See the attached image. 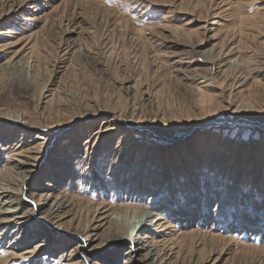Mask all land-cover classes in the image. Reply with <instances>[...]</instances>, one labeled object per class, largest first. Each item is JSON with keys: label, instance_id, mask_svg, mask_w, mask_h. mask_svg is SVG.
Instances as JSON below:
<instances>
[{"label": "rangeland", "instance_id": "1", "mask_svg": "<svg viewBox=\"0 0 264 264\" xmlns=\"http://www.w3.org/2000/svg\"><path fill=\"white\" fill-rule=\"evenodd\" d=\"M181 49L195 60L189 68L208 72L202 60L223 49L239 67L222 66V77L206 89L176 75ZM263 63L264 0H0V118L22 109L41 126L24 125L19 142L18 132L9 143L0 136V171L15 142L17 152L37 157L24 165L32 171L23 186L25 210L38 223L36 237L48 236L24 247L41 243L45 250L22 258L16 256L22 249L7 243L13 236H1L0 264H64L69 253L74 264H105L107 255L124 264L128 244L103 238L110 225L106 214H122L126 201L98 183L125 190L139 164L140 184L150 176L155 189L158 173L166 187L179 189L173 201L166 187L157 199H164L161 213L169 222L161 234L147 231L166 255L153 261L264 264V77L257 72ZM239 74L244 83L235 89ZM197 86L212 101L202 102ZM44 95L49 100L40 109ZM86 103L107 111L82 116ZM126 106L132 113L122 110ZM110 124L129 135L96 139ZM214 137L218 150L210 145ZM62 153L71 165L51 184L46 174L57 169L54 158ZM76 167L82 171L74 174ZM29 193L48 197L47 204L40 206ZM55 197L70 200L79 214L46 215ZM98 215L104 218L95 221ZM127 215L130 221L132 213ZM85 224L99 226L97 240L86 248L99 247L83 260L71 232ZM144 253L134 252L135 264H145Z\"/></svg>", "mask_w": 264, "mask_h": 264}, {"label": "bare ground", "instance_id": "2", "mask_svg": "<svg viewBox=\"0 0 264 264\" xmlns=\"http://www.w3.org/2000/svg\"><path fill=\"white\" fill-rule=\"evenodd\" d=\"M180 45H183L185 47L188 46V44H186V42L180 43ZM181 50L182 51L179 52V54H182V55L185 54V56H184V58L178 57L179 59L176 60V64H175L177 66L175 68L176 75L178 76V78H180L184 81H191V82H197V84H203L204 85L203 87H205V88L208 87L209 89H213V87H214L213 84H214L215 80H217L219 76L222 77V75H223V71L221 70L222 66L229 65V67H231V68H235V66L239 67V63L236 62L235 58H233V59L229 58L230 54H231L230 51H225L223 49V50H220L211 60H208V59L202 60L203 62L209 64L208 72L206 70H203V72H202L201 69L194 67V66L189 68V66L193 65L195 60L189 58V56L187 55L188 52H186L183 49H181ZM175 53L177 54V51ZM76 55H78V54H76ZM82 55L83 56H81V55L80 56L81 57L87 56L85 54V52ZM27 58L29 59L30 57L28 56ZM32 61H34V59H32ZM20 62H21V60H20ZM257 72H259V74L262 76V78L264 77V68L258 70ZM244 77L241 76L240 74L235 76V79H233L234 81L232 83V84H234L235 89L244 83V79H245ZM197 89H198V93L200 92V96L202 97V102L203 101L204 102L205 101L210 102V100L212 101L213 95L211 93H207L208 91L205 89L200 90V86L199 87L197 86ZM48 100H49L48 96L44 95L42 101L40 102V104L42 103V106H40L39 108L44 109V104L48 103ZM50 102L52 104V101H50ZM86 104H88V103H86ZM45 106H47V105H45ZM95 106H93V105L89 106V104H88L86 107H84L83 110H80V111H83L81 115L84 116V115H88L91 113L94 114V113H97L99 111H107V109L105 107L101 108V107H95ZM48 107H50V106H48ZM122 110L126 113H128V112L132 113L130 106H126ZM235 113H237V112H235ZM240 113L243 116L247 115L246 112H240ZM42 116H43V114H42ZM43 119H44V117H43ZM24 125H26V126L29 125V126L38 127V128L41 127V126H39V123L28 120L26 112L22 109H17L14 111L13 110L7 111L4 115V117L0 118V136H1V138H3L4 141H6V142L8 141V143H9L10 142L9 138L11 136H13L15 134V132H18V135L22 136V137H20V139H18L17 141L18 142L21 141L23 139L24 131L26 130V127ZM103 134H105V135H111L112 134L113 138L117 139V140L119 139V141L120 140L122 141V139L124 140L125 136L129 135L128 132L122 134V132L119 131L117 125H115V124H110V125L106 126L103 130H100L96 139H98V137L100 135H103ZM210 141H211L210 145H211L212 149L213 148L214 149L219 148V145L221 142H220V139L218 137H214ZM17 143L15 142L13 146H10L7 148V149H10L9 152H7V153L10 155L12 154L13 156H10L9 159L6 160V164H4L3 169L0 171V199L2 200L0 202V227L4 226L0 232V237L2 236L3 238L4 237L7 238L9 235L13 236L8 240L7 243L10 246H12L13 249H17V250L22 249V251L17 253L18 255L14 254L18 258H22V256L26 253H32V254L34 253L33 255L36 256L38 254V252L41 251L40 249H43V247L45 250L46 246L44 244H41V243H39V244L36 243L29 248H24V247H25V245H28L32 239L35 240V238H38V237L40 238V240L42 242L47 241L48 236L45 237V235H43V233L40 232V234H42V235L39 234L36 237V234L33 233L34 232L33 230L35 229V225L38 223H35L34 215L31 213H28L27 210H25L26 200L24 197L27 194L24 193L25 189L23 188V186L25 185V182L29 179L32 171L30 169H28L27 167H24V165L27 163H30L31 161H33L37 157L33 156L32 154H31L32 156L31 155L23 156L24 150L17 152L16 150L19 148L17 146ZM5 145H7V144H5ZM20 145L21 144H19V146ZM127 146L128 147H126L125 150L130 147L129 144ZM14 147H16V148H14ZM120 153H122V152H120ZM63 154L64 153H62L60 155L59 154L55 155L56 158H54L55 161H54V165H53L54 168L53 169H55V167L57 169L51 171L50 173L48 172L46 174V176L49 179V183H51V181H59V180L63 179V177L67 173L66 172L67 170L65 171V169L68 168V165H71L70 162H68L71 158L68 159L66 156H64L65 154L64 155ZM130 154L128 156H130ZM15 156H17V157H15ZM129 162H130V159L125 160V163H129ZM115 165H113V166H115ZM117 166H119V164ZM140 167L141 166L139 164V165H137V168L135 170H133V172L131 171L132 172V174H131V178H132L131 181L132 182L128 183L129 185L126 186L127 189H125V190H120L119 188L116 190V187L109 185V183H105V182L104 183H98L99 185H101L106 190V192H108L114 196L117 195L116 200L119 199L121 201L122 200L126 201L123 204L122 214L120 212L119 213H108V214H106L105 217L108 218L110 225H108V227H106V229H105L106 230L105 231L106 236L103 238V240H107V241L121 240L125 245L128 244L127 250L122 252V255L124 256V260L122 261V263H124V264H135L134 252L135 251H141V250H145V253L143 255V258L145 259V262H144L145 264H167V263H165V261L161 262V260L155 259V257H154V259L156 261L157 260L158 261L157 262L153 261V256H155V255H157V257H161V256L165 257L166 255H164L165 252H164V254H162V253L160 254L161 248L157 247L156 240L154 239V237L152 235H148L147 231L152 230L154 232L161 234L165 231V229H168V228H165V225L168 224L169 218H167L165 215H163L161 213V209L163 207H165V204L162 203L164 199H161L162 201L157 200V199L159 198V196L161 194L164 193L166 188H169V193H170L169 194L170 195L169 200L173 201L175 198H177V196L179 194L178 193L179 189L177 191L174 190L175 188H177L175 185H173V186L170 185V186L166 187L164 185L165 184L164 180H167V179L164 178V180H162V179L159 180V178H162V176H160L158 173H157V177L155 178V186H156L155 189L152 188L153 185L151 183L152 179L150 178V176H148L147 178L145 176H144L145 178L142 177V179L144 181L143 180H142V182L140 181L142 183V184H140L139 183V180L141 177L140 174L143 171L142 167L141 168ZM73 170H72V173H74V174L75 173L77 174L79 171H82L80 167H76V170H74V171ZM123 172L125 173V171H123ZM123 177H125V176L122 174L121 178H123ZM49 183H48V187H51L52 185H50ZM120 185H121V183H120ZM218 187L220 188L218 190V192L220 190L225 191V188L222 187V185H217V188ZM151 190H152V192H151ZM111 192H113V193H111ZM115 193H117V194H115ZM133 193H135V194H133ZM200 193H201V191H200ZM220 193H222V192H220ZM28 196L31 199L37 198L36 202L39 203L40 206L47 204L48 197H46L44 195H37L36 196V195L29 193ZM125 197L126 198L127 197L132 198L133 200H130L131 202H127L128 200ZM166 197H167V195H166ZM143 201L145 203H143ZM134 202H139L141 204L136 203L133 205ZM100 208H105V205H102ZM96 210H98V208L94 209V211H96ZM109 210L110 209L107 208L104 211H109ZM128 211H130L132 213V217H130L131 218L130 221H126L124 219L125 216L127 215ZM79 212H80V209L75 210L74 205L70 200H67V199L60 200L59 198L55 197L53 199V201L46 208L45 213L48 216H50L53 213H60L64 217V215H66V216L75 215V214L78 215ZM92 212H91V214H92ZM103 218L104 217H102L101 215H98V216H96V218L94 220L95 221H101V219H103ZM89 221H90V219L87 222H89ZM10 227H13V229L11 231H9V229H8ZM98 227L99 226H94L92 228V230H90L91 229L90 224H85L82 226L79 225V227L76 228L75 231L71 232L75 236L74 239L71 240V242L77 244L76 249H78L79 255L84 256L83 260H86L87 257H90L89 254H87V253H90V251L98 249V247H99V245L95 244V245L90 246L89 248H86L89 243H92V242L97 240L98 236H97L96 232H93V231L95 229H97ZM3 238H0V239H3ZM61 241H63V240H61ZM48 243L49 242H47L46 244L48 245ZM103 243L104 242H102V244ZM163 244L164 243H162V246H163ZM8 247L9 246H7V248ZM53 248H54V245L49 250H52ZM49 250L47 253H49ZM71 251H73V250H71ZM47 253L44 254L45 255L44 259L49 257V256H47ZM52 253H50L49 255H51ZM8 256L9 255H7L6 257H8ZM72 256H74V255L72 253H69L68 258H66L64 260V264H74V262H72V260H73V258H71ZM110 256L107 255L104 258V261L106 262L105 264H116V261H114V259H112V257H110ZM13 257H15V256H13ZM27 257H30V256H27ZM151 259H152V262H149V260H151ZM57 262H60V261H57Z\"/></svg>", "mask_w": 264, "mask_h": 264}]
</instances>
